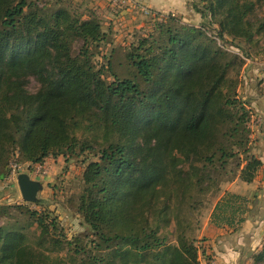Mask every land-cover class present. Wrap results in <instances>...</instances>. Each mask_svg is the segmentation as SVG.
Returning <instances> with one entry per match:
<instances>
[{"label": "trees", "instance_id": "obj_1", "mask_svg": "<svg viewBox=\"0 0 264 264\" xmlns=\"http://www.w3.org/2000/svg\"><path fill=\"white\" fill-rule=\"evenodd\" d=\"M192 5L222 39L254 43L264 32V0ZM105 38L97 19L67 7L0 0V178H8L16 151L32 164L86 150L97 156L83 172L77 204L94 237L68 243V259L52 256L65 249L51 232L56 219L28 209L42 249L23 229L1 225L0 264H200L182 207L201 211L198 196L222 192L215 164L223 169L231 156H242L240 179L255 178L261 161L221 141L224 129L226 140L250 137L240 139L253 112L234 90L244 63L238 55L216 45L204 25L170 16L131 44L132 70L120 73L114 54L99 68L92 59L88 44ZM77 40L83 46L74 52ZM31 76L36 92L26 87ZM80 128L88 139L75 135ZM249 200L226 191L211 222L238 229ZM7 208L0 206V217ZM253 258L264 264V247Z\"/></svg>", "mask_w": 264, "mask_h": 264}, {"label": "rangeland", "instance_id": "obj_2", "mask_svg": "<svg viewBox=\"0 0 264 264\" xmlns=\"http://www.w3.org/2000/svg\"><path fill=\"white\" fill-rule=\"evenodd\" d=\"M41 7L57 8L67 7L75 15L81 17V19L95 18L102 26V29L106 32V38L100 42H90L88 44L89 51L92 55V59L96 66L103 67L107 65L111 55L114 54L115 67L120 73H126L132 70L126 63L125 52L129 49L131 44H137L139 39L151 32L155 31V23L164 21L168 17L175 18L183 24H189L196 27L204 25L206 31L210 37L214 39V43L226 49L233 55H238L244 62L241 66L239 76L237 77V84L234 87L236 90V97L243 101L247 108L250 107V99L248 97L246 89V78L249 71H252L254 81L252 83L258 87L260 77L258 76V70L256 68H264L262 62L264 61V32L261 33L257 42L246 43L244 41H232L230 38L222 39L218 35V26L210 23L209 19L202 18V15L198 13L192 3L194 1L201 2L202 0H186L188 9L192 8L201 16L200 20H195L188 14H181L179 12L170 11L168 13H160L145 8L137 0H34ZM83 46L82 40L74 42V52L80 51ZM248 58L249 60H247ZM247 64V62H251ZM261 63V64H260ZM236 67L230 72V76L235 77ZM110 79H112L110 77ZM250 83V82H249ZM27 89L30 92H36L39 87V81L31 76L26 84ZM247 91V90H246ZM252 109L251 111H253ZM253 115L255 113H252ZM253 119V116L251 117ZM251 119V120H252ZM227 129L221 131L226 133L221 137L225 139L224 143L232 147L231 151H253V124L246 125V129L241 134L243 139L245 135H250L249 140L238 141V137H233L230 140L227 139L229 132ZM99 134V131H97ZM75 135L80 139H88V136L84 135L82 128L74 131ZM97 145V144H94ZM97 147V146H95ZM18 152L11 156L9 163L18 161ZM243 155V154H242ZM240 157V158H239ZM242 156L230 157L225 168L218 167L220 163H216V170L214 176L220 181L221 190L230 181L234 180L238 174V163ZM97 156L95 151L86 150L84 152H76L69 154L68 157L60 155L57 157H49L44 159V165L48 167L46 174H37L34 172L35 168H31L28 173L32 179L38 180L43 184V189L37 194L38 200L36 202H27L23 199L21 191L18 186L17 180L7 178L4 189L0 192L3 196H0V206H5L7 212L0 217V226H8L13 228L23 229L29 236L30 244L35 249H42L37 247L36 238L39 234V229L35 224H32L33 218L30 217L28 209L37 211L38 214L48 215V221L52 218L56 219V228H52L51 232L54 237L65 246V249L58 250L52 253V256H56L58 253L61 257L67 258L68 243L84 242L94 236L91 234L89 225L84 221V218L77 211V204L79 196L84 188L83 172L87 165L96 160ZM21 162V161H18ZM215 162V161H214ZM244 162V161H243ZM242 162V163H243ZM22 163H24L22 161ZM33 166L35 164H32ZM7 190L4 193L3 190ZM220 192H210L205 197L198 196V199H202V205L204 206L201 211L200 207L194 209L190 214L188 204L182 207L184 222L188 223L187 230L188 235L194 239L195 244L199 248V263L205 264L208 258L213 254L208 253V244L205 241H210V237H207L205 227V221L208 216V212L216 201ZM173 206H177V202H173ZM49 242H46V245ZM55 246V245H54ZM59 248V247H58ZM215 255V254H213Z\"/></svg>", "mask_w": 264, "mask_h": 264}, {"label": "crops", "instance_id": "obj_3", "mask_svg": "<svg viewBox=\"0 0 264 264\" xmlns=\"http://www.w3.org/2000/svg\"><path fill=\"white\" fill-rule=\"evenodd\" d=\"M137 1L152 11L168 13L176 10L181 14H188L195 20L201 21V16L192 6L188 9L186 0ZM251 63L252 61L247 62V64ZM262 64L264 67V61ZM256 70H258L257 74L260 77L259 85L256 87L252 83L254 76L251 73L252 71H249L246 78V85H248L245 92H247L248 97H252L250 108L254 109L252 112L255 113L251 121L253 124L252 153L261 161V165L253 181L246 182L240 179L238 175L226 184L210 208L205 221L204 230H206V236L210 237V241H205L206 244L210 242L207 245L208 253L215 254H212L209 258H214L220 264H256L253 257L255 253H258L264 247V68L259 67ZM6 180L0 178V190L4 189ZM226 191L246 195L250 199L246 219L238 229L227 225L219 227L211 222V214L216 202ZM3 192L7 193L8 191L5 189ZM0 196H3L1 192Z\"/></svg>", "mask_w": 264, "mask_h": 264}, {"label": "water", "instance_id": "obj_4", "mask_svg": "<svg viewBox=\"0 0 264 264\" xmlns=\"http://www.w3.org/2000/svg\"><path fill=\"white\" fill-rule=\"evenodd\" d=\"M19 189L22 197L27 202H36L37 194L43 189V184L35 179H32L26 172H22L17 177Z\"/></svg>", "mask_w": 264, "mask_h": 264}, {"label": "built area", "instance_id": "obj_5", "mask_svg": "<svg viewBox=\"0 0 264 264\" xmlns=\"http://www.w3.org/2000/svg\"><path fill=\"white\" fill-rule=\"evenodd\" d=\"M249 60L248 58H246ZM35 165L33 166L32 163L30 162H18V161H13L10 163V173H9V178L13 180H17V177L20 173L24 172L27 170L28 172L31 170V168H35L34 172L37 174H46L48 172V167L45 166L44 161L39 162V163H34ZM205 264H220L218 263L214 258H209Z\"/></svg>", "mask_w": 264, "mask_h": 264}]
</instances>
